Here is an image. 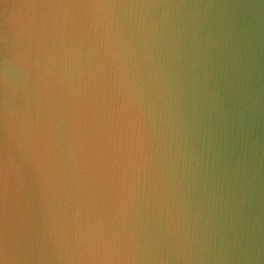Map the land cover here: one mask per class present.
I'll return each instance as SVG.
<instances>
[{"label": "water", "instance_id": "obj_1", "mask_svg": "<svg viewBox=\"0 0 264 264\" xmlns=\"http://www.w3.org/2000/svg\"><path fill=\"white\" fill-rule=\"evenodd\" d=\"M0 264H264V0H0Z\"/></svg>", "mask_w": 264, "mask_h": 264}]
</instances>
